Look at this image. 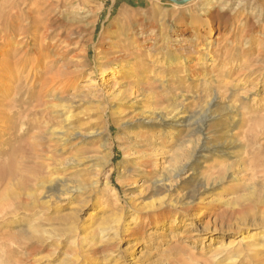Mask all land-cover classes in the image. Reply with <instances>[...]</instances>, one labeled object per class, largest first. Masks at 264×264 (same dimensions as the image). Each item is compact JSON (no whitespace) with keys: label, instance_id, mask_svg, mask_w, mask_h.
Segmentation results:
<instances>
[{"label":"rangeland","instance_id":"obj_1","mask_svg":"<svg viewBox=\"0 0 264 264\" xmlns=\"http://www.w3.org/2000/svg\"><path fill=\"white\" fill-rule=\"evenodd\" d=\"M201 2L0 0V264H264V0Z\"/></svg>","mask_w":264,"mask_h":264},{"label":"bare ground","instance_id":"obj_2","mask_svg":"<svg viewBox=\"0 0 264 264\" xmlns=\"http://www.w3.org/2000/svg\"><path fill=\"white\" fill-rule=\"evenodd\" d=\"M195 1H202L201 3V8L203 9V13H205V14H207L208 16H209V19H208V23L210 24V23H213L214 22V20H213V7H211V3H210V0H194V1H191V2H188L186 5H189L190 3H193V2H195ZM205 1V2H204ZM198 4H200V3H198ZM174 5H176V4H174ZM193 5V4H192ZM214 5V4H213ZM177 6H179V5H177ZM182 6H185V5H182ZM181 6V7H182ZM227 7V6H226ZM224 8V7H223ZM217 12V11H216ZM230 12V11H229ZM221 13V12H220ZM123 15L124 14H121L120 16L121 17H123ZM232 15V14H231ZM222 18V17H221ZM242 18H243V16H242ZM222 22V21H221ZM238 25V24H237ZM210 26V25H209ZM212 27V26H211ZM49 30V29H48ZM47 31V30H46ZM50 31V30H49ZM72 31V30H71ZM47 33V32H46ZM72 33V32H71ZM27 34V33H26ZM45 34V33H44ZM48 34V33H47ZM214 34V33H213ZM215 34L218 36L219 35V31H218V29L216 28L215 29ZM222 34V33H221ZM129 35V34H128ZM134 37V36H133ZM219 37V36H218ZM41 38V37H40ZM59 38V37H58ZM216 38V37H215ZM194 40L195 41V45H201V44H203L205 47L204 48H202L201 50H202V52L203 53H207V51H208V48L210 47V45H211V43H212V30H210V28H208V29H203V28H199V27H196V28H194L193 29V31L192 32H189V33H186V32H184L183 30H180L179 31V33H177L176 35L174 34L173 35V46L174 47H177L178 46V44H180L181 42H186V41H189V40ZM134 40V39H133ZM18 42H20V41H18ZM41 43V42H40ZM17 44V43H16ZM55 44V43H54ZM57 44V43H56ZM59 44V43H58ZM68 44V43H67ZM20 45V44H19ZM23 45V44H22ZM45 45V44H44ZM21 46V45H20ZM52 46V45H51ZM19 47V46H18ZM58 47V46H57ZM40 48V47H39ZM52 48V47H51ZM17 49V48H16ZM58 49V48H57ZM60 49V48H59ZM44 50V49H43ZM63 50V49H62ZM68 50H69V48H68ZM67 50V51H68ZM27 51V50H26ZM40 51H41V49H40ZM58 51V50H57ZM25 52V51H24ZM42 52V51H41ZM53 52V51H52ZM61 52V51H60ZM68 53H70V51L68 52ZM24 54V53H23ZM19 55V54H18ZM48 55V54H47ZM69 55V54H68ZM121 55V54H120ZM56 56V55H55ZM67 56V55H66ZM22 57V56H21ZM36 57H37V55H36ZM38 58V57H37ZM50 58V57H49ZM122 58V57H121ZM204 58H207V56H204ZM23 59V58H22ZM45 59V58H44ZM60 59H62V58H60ZM56 60V59H55ZM63 60V59H62ZM116 60V59H115ZM209 60V59H208ZM1 61V60H0ZM21 61V60H20ZM43 61V60H42ZM19 62V61H18ZM38 62V61H37ZM41 62V61H40ZM47 62V61H46ZM117 62V61H116ZM120 63V62H119ZM7 64V63H6ZM51 64V63H50ZM9 67V66H8ZM53 67V66H52ZM15 69V68H14ZM32 69V68H31ZM36 70V69H35ZM52 70V69H51ZM21 71H22V69H21ZM47 74V73H46ZM44 76V75H43ZM70 78V77H69ZM68 78V79H69ZM65 83V82H64ZM61 84V83H60ZM63 86H65V85H63ZM49 89V88H48ZM45 90V89H44ZM47 90V89H46ZM57 96V95H56ZM45 97V96H44ZM52 98V97H51ZM47 99V98H46ZM53 99V98H52ZM56 99V98H55ZM212 102H214V100L213 101H211L210 102V106H212L213 105V103ZM227 111H230V109H228ZM172 114V113H171ZM174 114V113H173ZM172 114V115H173ZM60 116V115H59ZM72 116V115H71ZM155 117V116H154ZM184 117V116H183ZM204 117V116H203ZM68 118L69 117H67L66 119H64V120H62V121H64L65 123H66V125H67V127H69V123H68ZM72 118V117H71ZM177 118V117H176ZM202 119V118H201ZM171 120H176V119H170V118H166V119H157L156 117L155 118H149V119H141V120H137V121H135L136 123H137V125H140V126H153V125H158V126H160V127H163V128H166L167 127V123H169ZM206 120H208L207 119V116H205L204 117V119L202 120L203 121V124H205V121ZM134 122V123H135ZM132 123V122H131ZM179 123H181V122H179ZM189 124V123H188ZM63 127V126H62ZM187 127V126H186ZM189 128H190V126H189ZM56 129V128H55ZM63 130H64V127L62 128ZM53 130V129H52ZM57 130V129H56ZM56 130H53V131H56ZM49 131V130H48ZM53 131H52V133H53ZM47 132V131H46ZM51 135V134H50ZM53 135V134H52ZM54 135H58V137H59V139H58V141L60 142V143H64V142H66V140L64 139V135H65V131H59V133H54ZM53 135V136H54ZM79 134L77 133V134H75V136H78ZM91 135V134H90ZM193 135V134H192ZM49 137H51V136H49ZM57 137V136H56ZM57 137V138H58ZM200 137V136H199ZM37 140V139H36ZM193 144V143H192ZM201 142L199 141V142H197L196 144H195V147H194V154L192 153V155H194V157H196V156H198V157H201L202 156V154H204V153H206V151L208 150V149H206V148H202V146H201ZM63 145V144H62ZM219 146V145H218ZM60 147H62V146H60ZM161 150H163V148H161ZM153 151V150H152ZM156 151V150H155ZM159 151H160V149H159ZM153 153V152H152ZM151 153V154H152ZM154 154H157V152L156 153H154ZM161 154V153H160ZM159 154V155H160ZM159 155H157L156 157H158ZM152 156H153V154H152ZM153 158V157H152ZM154 159H156V158H154ZM37 160V159H36ZM70 161V160H69ZM73 161V160H72ZM157 161V160H156ZM74 162V161H73ZM75 162H76V160H75ZM72 163V162H71ZM70 163V164H71ZM91 168V167H90ZM56 169V168H55ZM138 169V168H137ZM56 170H58V169H56ZM182 170V169H181ZM47 171V170H46ZM48 171H49V169H48ZM52 171V170H51ZM174 171V170H173ZM50 172V171H49ZM172 173V172H171ZM173 173H175V172H173ZM173 173H172V175H173ZM54 174H56L55 172H54ZM169 175V174H168ZM171 175V174H170ZM176 175V174H175ZM164 178L163 179H161V180H157L154 184H155V189H165V191H166V185H164V182H166L167 180H168V178H167V176L165 177V176H163ZM171 177V176H170ZM62 178V177H61ZM45 179V178H44ZM58 180V179H57ZM57 180H54V179H49L48 181H46L45 182V184L47 183V185H48V187H50L51 189L52 188H54V187H62L63 189H61L60 188V190H65V189H67L68 188V184H67V180L65 181V180H60V181H57ZM170 180V179H169ZM40 181V180H39ZM202 181V180H201ZM41 182V181H40ZM38 183V182H37ZM41 184H44V183H41ZM40 184V185H41ZM44 184V185H45ZM153 184V183H152ZM158 184V185H157ZM38 185V184H37ZM36 185V186H37ZM42 186V185H41ZM40 187V186H39ZM84 187V186H83ZM154 187V186H153ZM42 188V187H41ZM65 188V189H64ZM154 189V190H155ZM171 189V188H170ZM73 190H76V189H74L73 188ZM33 191V190H32ZM58 191H59V189H58ZM70 193H71V191H70ZM190 199V198H189ZM191 200V199H190ZM193 201V200H192ZM239 257V256H238ZM231 259V258H230ZM233 260H236V259H233ZM228 262H231V261H228ZM233 263V262H232Z\"/></svg>","mask_w":264,"mask_h":264},{"label":"water","instance_id":"obj_3","mask_svg":"<svg viewBox=\"0 0 264 264\" xmlns=\"http://www.w3.org/2000/svg\"><path fill=\"white\" fill-rule=\"evenodd\" d=\"M169 2L173 3V4H176V5H179V6H182V5H185L187 4L188 2L192 1V0H180V1H176V0H168Z\"/></svg>","mask_w":264,"mask_h":264}]
</instances>
